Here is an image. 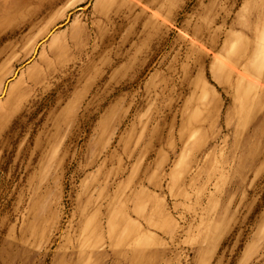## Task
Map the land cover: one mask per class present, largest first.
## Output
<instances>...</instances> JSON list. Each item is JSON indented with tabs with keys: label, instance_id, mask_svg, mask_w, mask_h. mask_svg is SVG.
<instances>
[{
	"label": "rangeland",
	"instance_id": "rangeland-1",
	"mask_svg": "<svg viewBox=\"0 0 264 264\" xmlns=\"http://www.w3.org/2000/svg\"><path fill=\"white\" fill-rule=\"evenodd\" d=\"M0 264H264V0H0Z\"/></svg>",
	"mask_w": 264,
	"mask_h": 264
},
{
	"label": "crops",
	"instance_id": "crops-1",
	"mask_svg": "<svg viewBox=\"0 0 264 264\" xmlns=\"http://www.w3.org/2000/svg\"><path fill=\"white\" fill-rule=\"evenodd\" d=\"M127 2H130V0H126Z\"/></svg>",
	"mask_w": 264,
	"mask_h": 264
}]
</instances>
